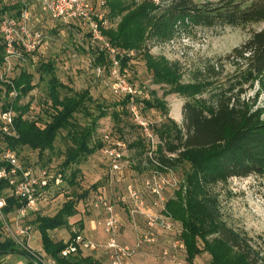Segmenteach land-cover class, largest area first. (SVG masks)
<instances>
[{"label": "trees", "instance_id": "obj_1", "mask_svg": "<svg viewBox=\"0 0 264 264\" xmlns=\"http://www.w3.org/2000/svg\"><path fill=\"white\" fill-rule=\"evenodd\" d=\"M106 3L110 16H122L116 29L103 30L114 47L126 52L122 55L118 53L121 69L130 65L132 55L129 52L143 50L154 82L169 85L166 94L175 92L187 97L182 106V125L167 117L163 100H140L148 109L161 110L166 120L155 128L159 138L156 149L146 146L142 137L132 142L130 147L141 149V154L151 151L150 164L154 170L166 172L167 169L189 165L184 184L166 202V213L182 223L180 240L186 247L189 264L202 251L211 254L210 264H264V252L255 248L245 232L233 228L224 219L221 200L215 190L218 184L227 183L232 178L264 176V109H254L240 99L245 85L264 82V28L252 31L250 37L226 57L238 67L227 87L214 83L219 72L210 61L192 73V84H181L182 69L179 63L154 59L148 46L149 42L153 45L170 42L190 27H246L264 23V0H251L248 3L238 0H164L162 4L148 1L136 8L123 5L121 0H106ZM20 8L15 0H0V23L6 16L18 17ZM125 9H128L127 13H124ZM88 50L95 65L103 66L104 70L109 68L111 60L106 52L93 48ZM4 52L0 34V74L4 66ZM35 54L29 57L28 62L34 60ZM18 65L23 64L15 63L9 75L13 86L0 78V107L3 110L14 108L18 132L17 137L0 135V150L10 148L18 155L21 149L30 148L38 151L39 161H44L45 153L55 151L58 136L63 134L67 146L58 172L65 179L69 168L79 165L103 148L102 136L98 138L96 134L98 121L108 115L109 105L105 101H97L89 88L76 90L62 82L56 74L54 60H46L41 61L37 69L40 80L47 83V119H31L27 117L30 102L23 104L21 101L37 84L34 83V75L26 69L14 75ZM212 86H215L213 92L209 97H204L203 92H209ZM13 88L19 92L14 101L9 98ZM235 89H238L236 94L233 92ZM196 94L200 96L196 97ZM130 101V96H124L113 102L111 115L119 124L123 121L122 113L129 115ZM80 114L85 122L77 117ZM50 161L49 157L40 166L49 167L47 163ZM78 173L79 169H74L69 182L74 184ZM7 188V182L0 181V196L4 195L7 200L5 212L10 213L21 202L5 193ZM91 188L97 189L98 184ZM52 189H48V195ZM92 189L84 190L75 200L72 197L64 202L54 216H41L37 212L34 214L37 216L29 220L41 233L44 251L61 264H104L94 253L84 250L69 257L61 256L62 249L79 232L72 233L68 241L54 240L50 234V231L68 226V219L77 213L78 202L91 200L88 197ZM16 253L25 255L5 233L0 222V255ZM30 263L34 264L33 261Z\"/></svg>", "mask_w": 264, "mask_h": 264}, {"label": "rangeland", "instance_id": "obj_2", "mask_svg": "<svg viewBox=\"0 0 264 264\" xmlns=\"http://www.w3.org/2000/svg\"><path fill=\"white\" fill-rule=\"evenodd\" d=\"M91 1L105 13L107 23L104 25L106 27L103 30L116 29L122 16H110V8L106 0ZM148 1L162 4L164 0H121L123 5L131 6L130 8H136ZM238 1L248 3L251 0ZM32 12L33 21L36 27L44 31L46 41L43 47L34 55L33 61L18 65L14 71V75H16L22 69L28 70L34 75V83L37 84L36 88L21 101L23 104L28 102L31 104L27 117L35 120L47 119L45 111L48 107L46 103L47 83L45 80H40L37 68L41 61L54 60L56 74L62 82L69 84L76 90L89 88L97 101H105L109 105L108 115L98 121L96 137L99 138L105 132H111L114 138H121L127 144L121 171L111 177L110 164L101 150H99L84 159L79 165H73L66 171L65 179H63L61 185L52 189L47 200L37 204L38 212L41 216H54L64 202L72 197L74 200L77 199V196L82 194L84 190H90L94 184H98V188L92 189L93 191L88 197L91 200L83 199L78 202L77 213L68 219V226L50 231L52 238L54 240L63 239L68 241L72 233L75 232L88 237L87 232L88 228H91L92 221L96 222V225L100 228L97 222L103 214L97 215V212L100 211L92 208V197L101 189L108 199L114 203L116 213L118 212L122 219L123 226L119 233L120 241L124 244L133 245L138 235L152 230L149 229L146 216L137 214L134 216L135 218L132 217L130 213V209L134 208L131 206L132 202L123 205L119 201V197L125 193L126 185L131 183L140 191L145 201L147 212L160 215L162 208L161 205L154 204L155 197L145 185L147 178L154 171L152 164H150L152 153L151 151H145L141 154V149L130 147V144L137 138L142 137L146 146L150 145L151 149H156L159 144V138L155 128L164 122L166 118L161 110L157 108L148 109L140 100L154 98L163 100L167 107V117L182 125V106L187 97L184 94L175 92L166 94L165 91L170 86L154 82L153 73L148 69L143 50H133L129 52L132 55L130 65L124 70L121 69V71L127 75L129 82L137 93L132 99L130 98L129 115L122 113L123 121L119 124L111 113L114 110L113 102L124 96L113 93L111 89L113 80L109 73L110 68H106L103 73H99L97 70L99 65H95L93 62L88 50L92 48L89 25L81 21L65 23L55 20L48 14L41 12L36 5ZM127 12L128 9H125L124 13ZM262 28H264V23L251 24L246 27H190L176 35L170 42L158 45H153L149 42V53L154 59H161L170 63L178 62L182 69L180 82L184 85L192 84V73L210 61V64H214L216 71L219 72L214 83L227 87L230 84V80L237 73L238 67L229 62L226 57L235 47L242 45L250 37L252 31ZM105 38L107 39L106 36ZM116 49L121 55L126 53L119 48ZM108 67H110V64ZM213 87L215 86L210 87L209 92H203V96L209 97L213 92L212 90H214ZM243 88L244 92L240 96L241 101L245 100L254 109H264V82H255L252 85H245ZM237 90L233 91L234 94H236ZM195 96L199 97L200 95L196 94ZM133 107H136L138 116L134 114ZM94 111L96 112L95 114L98 113L96 108ZM77 117L81 119V122L86 121L81 114L77 115ZM140 122L145 123L147 129L144 126L142 127ZM41 124L43 123L41 122ZM66 146V141L63 138V134H61L56 141L55 151L53 153L47 151L44 161H39L38 151H33L30 148L21 149L18 155L25 166L34 167L40 166L50 157L51 161L47 165L58 172L64 160L63 154ZM76 168L79 169V173L75 183L72 184L68 178ZM188 169L189 165L179 166L165 175L169 182L164 189L166 202L171 197H174L176 190L184 184ZM215 190L219 194L222 214L227 223L233 228L245 232L252 239L255 248L264 252V176L251 175L245 178H232L227 183L218 184ZM185 203L184 199V206ZM36 216L32 215L30 219H34ZM175 225L176 229L173 231L160 227L154 228L152 232H154L156 242L154 244L145 243L132 258V264L136 260L140 261L139 264H159V262L162 264H189L186 247L184 250L175 249V242L178 238L180 239L183 230L182 223L178 220H175ZM33 228L34 239L32 240V245L42 248L41 233L37 230L35 224ZM105 238L103 239V236H100L98 240L104 241ZM199 242L203 246V243ZM164 249L168 250L170 255L163 257L162 251ZM174 254L177 257L174 258ZM94 255L99 257L104 264H109L108 259L101 252L94 253ZM19 261H24L25 264H28L27 257L22 254L0 255V262L16 264ZM210 261L211 254L208 251H202L195 256L192 264H210Z\"/></svg>", "mask_w": 264, "mask_h": 264}, {"label": "built area", "instance_id": "obj_3", "mask_svg": "<svg viewBox=\"0 0 264 264\" xmlns=\"http://www.w3.org/2000/svg\"><path fill=\"white\" fill-rule=\"evenodd\" d=\"M21 8L18 17L6 16L0 23V34L4 43V66L0 74L1 80L13 86L9 78L14 64H22L29 61V57L38 52L46 41L43 30L36 27L33 21L32 4L39 7L41 12L48 14L51 18L61 22L81 21L89 25L90 44L93 49L106 52L110 58L109 73L112 77L111 89L116 95L130 96L132 99L137 91L129 82L127 75L121 71V62L118 58V51L104 36L103 29L107 23L105 13L98 9L91 0H15ZM99 73H103V67L98 66ZM18 90L13 88L9 94L10 100L14 101L18 97ZM133 112L138 116L136 107ZM16 111L13 107L3 110L0 107V135L17 137L18 132L15 126ZM141 126L147 129L145 123L140 122ZM104 146L102 154L110 164V176L122 170V160L127 144L121 138H114L111 132L102 135ZM152 153V152H151ZM152 158V155H151ZM157 165L159 163L153 160ZM0 181L8 184L7 192L9 195L18 198L21 205L10 213L5 212L7 200L4 195L0 196V222L5 233L24 252L29 260L34 264H61L56 258L48 255L43 248L32 245L34 239V228L29 222L30 217L38 212L37 204L47 200L48 189L59 187L63 181L60 172L52 170L50 167L25 166L19 159L16 151L10 148L0 150ZM154 170L147 178L145 185L149 192L155 197V205H161L160 215L146 211L145 201L133 184L129 183L125 187V193L119 197V201L126 205L133 203L130 213L133 218L137 214L146 216L149 229L163 228L168 231L176 229L175 220L166 213V199L164 189L169 183L165 177L172 172ZM92 208L100 211L103 216L97 224L102 229L106 238L104 241H96L90 237L78 234L68 242L67 246L61 251L62 257H69L76 254L79 250L91 253L101 252L109 261V264H128L138 250L145 243L156 242L154 232L147 231L137 236L133 245L124 244L119 239V233L123 226L121 217L116 213L115 205L108 197L98 190L92 200ZM185 249L184 243L178 238L175 242V249ZM163 257L170 255L169 251H162ZM173 257H177L176 254ZM0 264H10L0 262ZM12 264V263H11ZM19 264V263H16ZM21 264V263H20ZM188 264V263H180Z\"/></svg>", "mask_w": 264, "mask_h": 264}, {"label": "crops", "instance_id": "obj_4", "mask_svg": "<svg viewBox=\"0 0 264 264\" xmlns=\"http://www.w3.org/2000/svg\"><path fill=\"white\" fill-rule=\"evenodd\" d=\"M34 6H35V4H32V7H34ZM75 22H77V21H75ZM117 214H118V212H117ZM97 215L100 216V215H101V212H97ZM99 229H100V230H99ZM87 234H88V237H90V238H92V239H94V240H96V241H99L98 238H99L100 236H103V239L105 238V235H104L102 229L99 228V227L96 225V222H94V221H92L91 228H88V232H87ZM131 260H132V259L129 260L128 264H132V261H131ZM27 261H28V264H31V263H30L31 261L28 259V257H27ZM18 263H19V264H20V263H21V264H25L24 261H19ZM139 263H140V261L136 260L135 263H133V264H139ZM159 264H162V263L159 262Z\"/></svg>", "mask_w": 264, "mask_h": 264}, {"label": "water", "instance_id": "obj_5", "mask_svg": "<svg viewBox=\"0 0 264 264\" xmlns=\"http://www.w3.org/2000/svg\"><path fill=\"white\" fill-rule=\"evenodd\" d=\"M33 261V260H32Z\"/></svg>", "mask_w": 264, "mask_h": 264}]
</instances>
